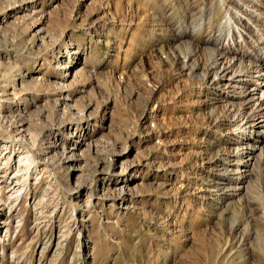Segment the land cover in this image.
I'll return each instance as SVG.
<instances>
[{
	"label": "rangeland",
	"instance_id": "obj_1",
	"mask_svg": "<svg viewBox=\"0 0 264 264\" xmlns=\"http://www.w3.org/2000/svg\"><path fill=\"white\" fill-rule=\"evenodd\" d=\"M227 1L234 7L238 0ZM22 2L0 0V85L22 80L7 119L24 123L33 142L58 143L56 170L78 206L90 199L79 184L113 164L95 191L107 198L86 215L87 264H264V149L244 188L236 189L239 173L233 195H222L219 159L233 148L238 122L220 125V117L233 119L239 99L230 111L201 84L209 58L201 41L192 58L200 69L181 74L185 34L203 24V41L227 29L218 0H36L20 9ZM7 6L16 7L8 12ZM186 81L196 92L184 97ZM3 117L0 132L9 134ZM207 120L211 126L202 127ZM42 176L35 172L34 181ZM39 180L45 208L65 201L49 175ZM124 183L127 199L114 202ZM67 205L62 223L73 220ZM46 227L43 236L12 234L0 249L3 264H37L33 242L49 237L51 221ZM74 237L65 256L77 255Z\"/></svg>",
	"mask_w": 264,
	"mask_h": 264
},
{
	"label": "bare ground",
	"instance_id": "obj_2",
	"mask_svg": "<svg viewBox=\"0 0 264 264\" xmlns=\"http://www.w3.org/2000/svg\"><path fill=\"white\" fill-rule=\"evenodd\" d=\"M34 1L36 0H23L20 9ZM247 1L250 3L249 6L245 4L246 1L238 0L232 7L227 0H218L221 11L226 16L227 29L209 34L203 41L201 32H204V25L198 26V33L191 29L184 36V42L188 45L189 51L184 57L181 55V74H191L199 68L198 62L196 63V60L192 59L193 53H195L194 49L201 47L199 42H203V45L206 46L202 48L209 53V58L206 59L208 63L205 65L207 66L200 70V74H202L201 84L211 87L216 101H225L226 106L232 107L230 111L234 110V101L239 99L238 111L233 115V119L232 114L231 117L223 115L220 117L219 123L225 125L230 122H238V126L231 131L234 135L230 141L233 148L231 147L232 149L228 151L227 156L219 159L223 162H220L222 168L217 180L218 189L222 195L227 197L233 195L232 185L239 173L240 177L237 180L236 189L244 188V180L249 175L250 166L254 165L258 154L264 149V27L262 30L258 27L259 22L264 25V14L254 11V8L260 11L264 9V0ZM15 7L10 6L6 11H13ZM140 19L143 21L142 17ZM173 54L174 57L178 56ZM200 66H202L201 62ZM16 79L17 81L15 80L10 84L0 85V116L4 115L3 123L10 122L8 124L10 126L9 134H5V131L4 134L0 132V249L3 250L7 244L12 243L11 235L20 231L35 232L36 235L43 236L48 221L49 223L51 221L52 229L49 237L47 235V238L41 237L43 242L40 240L33 242L32 250L39 255L37 264H62L68 258V264H87L90 254L83 249L88 243V238L83 230L85 222L89 219L86 218V215L90 208L96 207L100 201L107 198L105 193L99 195V192L95 193V191H99V182H104L113 164H109L105 169L97 170L96 175L88 184H79V191L88 193L90 199L84 206H78L79 197L75 195V190L70 191L68 187L70 185L62 179L56 170L58 159H55V153H52V149L58 143L53 142V140L49 142V145H46L44 138L39 142H33L30 136L29 138L26 137L27 131L24 123L12 124V121L7 119L8 105L14 99L16 100V91L20 90L19 85L22 84V80L19 82L18 77ZM184 87L188 90L186 93H182L184 97L196 92L192 81H186ZM159 88H164V84L160 85ZM61 96L63 100H67L69 97L68 94ZM66 104L68 105V103ZM209 121H205L201 126L208 128L212 124ZM191 123L189 121L190 131L198 134L200 132L198 126ZM66 126L68 127V125ZM250 126L251 130H248ZM169 127L171 126L167 128ZM172 127L169 128L170 132L176 130ZM76 141L75 146H71L68 150L71 156L76 153L75 150L80 145L78 143L80 141ZM51 153L52 155L49 156ZM231 157L236 158V161H232L234 158ZM73 159L75 158L72 157L70 160ZM59 163L61 164V162ZM234 167H236L235 170ZM39 170L44 176L49 175L52 183L59 186L65 196L64 202L60 201L53 208H45L44 196L39 197L36 191L39 179L44 176L35 178V181L33 177L34 173ZM31 184H33V190ZM126 188L127 185L124 183L120 185V189H116L119 190V193L113 200L114 202L119 200V203H122L127 199L125 197ZM66 204L70 207V217L73 220L62 223L60 217L64 213ZM26 210L30 211V214L25 218ZM72 236H75L77 255L72 253L65 256V251L73 239ZM1 250L0 264H3L4 258L1 255ZM13 254L9 255L11 262H13Z\"/></svg>",
	"mask_w": 264,
	"mask_h": 264
}]
</instances>
